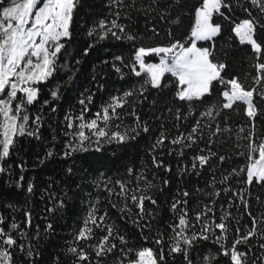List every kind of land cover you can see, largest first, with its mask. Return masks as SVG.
Wrapping results in <instances>:
<instances>
[{"label":"trees","instance_id":"16d2710c","mask_svg":"<svg viewBox=\"0 0 264 264\" xmlns=\"http://www.w3.org/2000/svg\"><path fill=\"white\" fill-rule=\"evenodd\" d=\"M231 2L234 7L232 21L222 24V33L214 42L199 41L198 45L211 47L214 43L213 55L226 63L228 78L237 77L246 88L257 87V91H260L264 89V80L259 86L254 83L257 76L256 54L250 45L240 44L234 31L230 30L234 27L233 21L239 23L249 18L242 8L236 7L238 2L248 6L247 0ZM199 3L200 0H179V3L176 0H156V3L153 0H79L71 25L73 38L67 42L68 53L62 50L58 60V65L63 66L58 69L59 78L54 77V82L50 80L48 85L40 86V102L30 108L33 115L39 108L42 116L38 137H17L18 146L5 161L8 171L0 173V214L4 216V224L0 226L9 231L12 222L19 225L11 231L17 241L9 249L12 264H89L88 261H79L70 252L72 247L84 248L91 264H96L97 259L100 264H117L123 259L121 248L127 251L128 248L140 250L146 247L152 248L157 258L160 248H163L165 264H187L182 254L168 252L169 238L173 235L169 225L178 223L177 213L184 205H178L176 212L171 206L183 200H187V218L195 225L192 232L199 234L202 223L208 222L212 226V221L220 223L224 218L228 228L227 241L224 242L226 248L231 247L235 238L243 237L255 227V235L249 238L247 244L236 245V249L247 253V264H264V248L260 247L264 244V182L255 179L250 185L245 182L247 165L250 163L249 143L251 141L258 146L264 142V99L256 93L253 94L256 107L254 117L247 115L245 104L237 102L233 109L220 112L214 121L204 118L202 123H211L212 130L219 124L222 131L211 136L212 142L209 143L211 133L205 128L203 139L191 148H183V155H180L182 144L172 145L170 141L180 133L187 135L203 108L197 105V115L189 116L188 106L173 99V88H149L133 104L141 122H147V133L140 131L135 140L125 145L102 140L100 145L92 143L87 152L64 155L66 145L73 141L72 133L79 124L75 117L85 106L88 109L85 120L95 118V113L101 111L102 105L111 96L122 94L141 82V77H135L124 67L130 61L134 44L167 43L171 39L169 30L173 36L186 38L194 21V7ZM256 14V10H253V15ZM113 19L125 26V32L137 35V41L117 40L111 34L99 40V23H108ZM177 19L179 23H174ZM261 22L264 23V20ZM153 28L158 35H153ZM93 29L96 31L90 36L89 32ZM262 35L264 30L258 28L257 37ZM258 42L261 41L258 39ZM86 48L88 54L84 55ZM117 56L124 58L123 63L116 59ZM150 60L158 62L156 57ZM259 62H264V53ZM113 65L122 69L123 79ZM165 79L174 78L166 76ZM57 87L60 89L59 98L54 99L51 91ZM88 97H91V102ZM44 100H48L49 104L41 107ZM81 100L85 101L84 105L80 104ZM178 107L187 119H175ZM169 108L172 112L168 111ZM118 111L127 113L131 109L126 105L124 110ZM66 116L73 119L72 129L67 126L69 121L65 120ZM123 124L135 127V117L126 114ZM224 128L230 131H223ZM85 132L88 134L87 129ZM161 133L167 139L163 145L154 148ZM201 149L204 151L201 152ZM49 150L53 153L51 157L46 156ZM209 151L215 155L210 157L208 163L200 167L196 161L197 168L192 169V157L209 155ZM153 157L156 162H163L161 167H156ZM253 157L257 159L258 152L253 153ZM128 167L133 169L131 175L127 172ZM166 167L171 170H166ZM241 169L245 171L241 172ZM140 176H146L152 182L149 194L157 201L155 205L144 201L142 219L140 209L130 196L116 194L120 188L115 183L121 180L128 188H143L145 182L138 179ZM221 180L224 182L221 183ZM104 183L113 189L112 194L104 189ZM29 185H32L31 192L27 190ZM184 191L189 193L187 197L183 196ZM60 201H63V207ZM93 206L97 209V217L105 212L107 215L101 227L89 225L93 229L91 240L77 241L76 236L84 227ZM205 211L207 215L197 222L196 214ZM134 220L138 221L139 226ZM48 224L52 225L51 229H48ZM145 224H150V229L145 228ZM108 226L125 236L127 244L110 238V242L116 243V249L106 257L97 258L88 245L98 244L100 238L107 234ZM157 231L163 233L164 243L161 245L154 242L158 238ZM220 234L221 230L215 229V235L208 233V240L195 242L189 252L193 264H205L204 258L209 253L216 256L211 264H232L229 257L221 254L220 244L214 242ZM21 244L24 245L23 251L19 248ZM29 245L33 252L31 257L27 255Z\"/></svg>","mask_w":264,"mask_h":264},{"label":"snow or ice","instance_id":"6c2138e0","mask_svg":"<svg viewBox=\"0 0 264 264\" xmlns=\"http://www.w3.org/2000/svg\"><path fill=\"white\" fill-rule=\"evenodd\" d=\"M78 2L79 0H0V173L8 171L5 161L17 148V137H38L42 116L39 114V108L36 109L35 115L30 112V108L40 102V86L48 85L54 77L59 78L58 69L63 66L58 65V60L62 50L64 53H68L67 42L73 38L71 25ZM176 2L179 3V0ZM153 3H156V0H153ZM247 5L242 6L239 2L236 4V7L242 8L249 18L242 19L239 23L233 21L234 27L230 30L234 31L240 44L250 45L256 54L257 76L254 77V83L259 86L264 80V75H261L264 73V62H259L261 54L264 53V35L257 37V29L264 30V23L261 22L264 20V0H247ZM253 10L257 12L255 16ZM193 13L194 21L190 25L186 38L173 36L169 30L168 35L171 39L167 43L141 44L139 46L134 44L130 61L124 67L128 68L135 77H141V82L123 91L122 94L111 96L108 102L102 105L101 111L95 113V118L85 120V112L88 111L85 106L75 117L79 124L76 125L77 130L72 133L74 142L70 141L66 145L65 156L76 152H87L92 143L100 145L102 140L107 143L115 142L125 145L129 141L135 140L140 135V131L147 133L149 131L147 122H141L133 104L138 97H143L149 88L157 90L173 88V99L184 102L188 106L189 116L197 115V105L203 108V111L198 113L199 118L195 119L187 135L180 133L170 141L172 145L182 144L180 155H183V148H191L198 140L203 139L205 128L211 133L209 143L212 142L211 136L222 131L219 124H216L215 129L212 130L211 123H202L204 118L214 121L220 112L225 109H233L237 102L247 106L249 117L256 115L253 94L256 93L261 99H264V89L260 91H257V87L249 89L239 78H228L225 72L226 63L217 60L213 55L215 44L213 43L211 47H198L196 43L197 41L214 42L215 38L221 35L222 24L233 19L234 7L231 0H200L199 6L194 7ZM118 16L119 13H117ZM174 23H179V19ZM99 30V40L108 38L109 34L117 40L135 42L138 39L137 35L125 32V26L118 24L116 19L108 23L101 21ZM95 31L96 29H93L89 35L91 36ZM152 33L158 35L155 28L152 29ZM258 39L261 42H258ZM186 44L190 46H186ZM83 54H88L87 48ZM153 57L158 58V62H151L150 58ZM116 59L123 63L122 56H117ZM76 63L79 64L80 61L77 60ZM113 67L123 79L122 69L116 65ZM222 73L224 74L222 75ZM166 76L174 79L166 80ZM59 91V87L51 91L54 99L59 98ZM88 100L91 102V97H88ZM47 104L49 101L44 100L41 107ZM80 104L84 105L85 101L81 100ZM126 105L131 109L130 112L118 111L124 110ZM52 110L55 111V109ZM168 111L172 112V109L169 108ZM126 114L135 117V127L123 124V117ZM175 119L177 121L187 119L182 116L179 107L175 110ZM65 120L69 121L67 126L72 129L74 127L73 119L66 116ZM115 121L120 123H115ZM85 129L88 130V134ZM223 131H230V129L224 128ZM166 139L164 133H161L153 147L163 145ZM86 142L88 143L86 144ZM203 151L201 149V152ZM256 152H258V159L253 157V153ZM241 154L243 155V153ZM52 155L51 150L46 154L47 157ZM212 155L215 154L209 151V155L201 154L192 157V169L197 168L196 161L199 162L200 167H203ZM220 159L223 160L224 157L221 156ZM248 159L250 163L247 165L245 182L249 185L253 183L254 179L264 182V142L255 146L250 141ZM153 162L156 167H161L163 164L162 161L156 162L155 157H153ZM186 168L187 166L185 170ZM166 170L170 171L171 169L166 167ZM240 171L243 172L245 169ZM127 172L131 175L133 169L128 167ZM20 179L23 180V177L21 176ZM138 179L145 182L143 188H128L124 181L117 180L115 183L119 185L120 192L116 194L130 196L132 202L140 209L142 219L144 201L148 200L153 205L157 201L149 194V190L153 187L152 182L146 176H140ZM224 179L226 180L227 177ZM164 183L166 184L167 181ZM103 187L109 194L113 193V189L109 188L107 183H104ZM27 190L31 192L32 185H29ZM188 195L187 191L183 192V196L187 197ZM178 205L184 206L180 207L177 213L178 223L169 225L173 233L169 238L168 252L170 254H182L187 264H193L189 252L195 242L199 239L208 240L209 232L215 235V229H220L221 234L216 236L214 242L220 244L221 254L229 257L232 264H247V253L237 251L236 245L247 244L249 238L255 235V227L243 237L235 238L231 247L226 248L224 242L227 241L228 228L224 218H221L220 223L212 221V226L208 222L202 223L199 234H197L191 231L195 225L190 223L187 218V200L174 202L171 206L174 212ZM60 206L63 207V201H60ZM115 206L113 205V207ZM96 213L97 209L93 206L88 219L84 222V227L76 236L77 241H88L93 238V229L89 226L90 224L97 228L101 227L107 213L105 212L99 217ZM206 215V211L197 213L195 220L199 222ZM133 222L139 226L138 221L134 220ZM3 224L4 216L0 214V225ZM253 224L255 225V220H253ZM18 227L16 222L11 223L9 231H5V228L0 226V245L7 246H0V264H12V255L9 249L16 245L17 241L11 235V231ZM47 227L51 229L52 225L48 224ZM144 227L150 229V224H145ZM157 237L154 242L157 245L163 244V233L157 231ZM110 238L118 239L121 244H127L125 236L120 235L112 226H108L107 234L100 238L98 244L88 245L93 249L97 258L106 257L116 249V243L110 242ZM144 239L147 240L148 237H144ZM260 247L264 248V244ZM19 248L23 251L24 245H19ZM70 252L76 255L79 261H88L91 264L89 254L84 248L72 247ZM120 252L123 259H120L117 264H125V262L126 264H165L163 248H160L158 258L157 253L149 247L140 250L128 248L127 251L121 248ZM27 255L29 257L33 255L31 245H29ZM130 256L135 258H129ZM215 258V254L209 253L204 258L205 264H211ZM96 264H100L99 259Z\"/></svg>","mask_w":264,"mask_h":264},{"label":"rangeland","instance_id":"374dc122","mask_svg":"<svg viewBox=\"0 0 264 264\" xmlns=\"http://www.w3.org/2000/svg\"><path fill=\"white\" fill-rule=\"evenodd\" d=\"M198 42H199V41L196 42V43H197V46L200 47V46L198 45ZM189 46H190V45H189ZM257 159H258V158H257Z\"/></svg>","mask_w":264,"mask_h":264}]
</instances>
